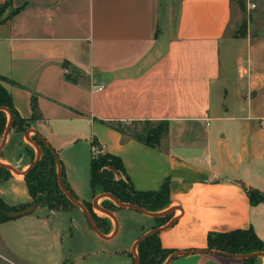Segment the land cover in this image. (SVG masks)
<instances>
[{
	"label": "crops",
	"instance_id": "crops-1",
	"mask_svg": "<svg viewBox=\"0 0 264 264\" xmlns=\"http://www.w3.org/2000/svg\"><path fill=\"white\" fill-rule=\"evenodd\" d=\"M6 1L0 76L8 79L3 84L21 116L31 117L36 95L43 118L30 121L27 132L11 128L1 160L26 170L31 164L26 133L31 139L39 133L58 152L83 203L95 198L91 170L87 189L74 173L78 163L91 164L96 150L121 157L138 190L169 183L164 210H174L162 225L157 217L119 205L113 211L117 233L107 215L112 230L102 237L79 207L85 214L79 224L89 247L93 244L87 255L99 261L95 264H134L136 241L157 227H165L159 232L163 247L186 251L168 264H244L238 255L207 249L209 231L253 227L264 241V203L251 204L247 193L250 187L264 192V35L234 32L241 15L234 0H0V6ZM225 39L230 49L239 45L235 83L231 91L224 86L230 106L213 97V87L223 82ZM145 119L168 122L157 146L110 125ZM78 144L82 151H71ZM12 180L26 184L23 174L5 182ZM20 191L13 186L12 194ZM27 194L24 201L0 196L16 205L30 202ZM105 198L110 199L99 203ZM33 210L1 223L12 222L37 241L51 235L62 245L60 212ZM129 218L137 221L132 229ZM257 258L264 264L263 255Z\"/></svg>",
	"mask_w": 264,
	"mask_h": 264
},
{
	"label": "trees",
	"instance_id": "trees-1",
	"mask_svg": "<svg viewBox=\"0 0 264 264\" xmlns=\"http://www.w3.org/2000/svg\"><path fill=\"white\" fill-rule=\"evenodd\" d=\"M10 4L9 1H7ZM240 7L245 11V0H238ZM5 11L3 5L0 6V22ZM246 27L243 26L242 32L238 35H246ZM8 80L0 76V106L10 109L12 113V128L18 132H27L30 129V121L43 118L38 105L37 96L33 95L31 100L32 115L30 118L21 116L16 109L12 93L3 84ZM9 122V113L0 109V143L5 129ZM119 123L110 124L119 130L125 137H135L149 146H157L161 140L166 137L169 125L167 121H153L149 119L132 121L125 129L118 126ZM34 143L41 149V156L38 163L28 169L24 179L31 196V201L16 205L8 204L0 196V222L10 220L14 217L9 213L23 210L34 205L47 206L51 210H69L76 206L63 192L59 184L58 160L61 166V177L66 188L76 198L75 194L66 179L63 162L59 158L58 152L39 133L32 136ZM26 150L31 157V163L35 160L37 151L34 146L27 144ZM91 187L94 196L101 193H111L121 202L132 203L141 208L159 212L164 210L170 204L169 183L165 182L158 190H138L135 188L131 178L126 172L121 157L112 153H103L93 155L90 164ZM114 170L120 172L121 176L116 178ZM13 176L12 170L0 164V183ZM247 193L251 204L264 203V192L257 188H248ZM91 217L98 229L107 234L111 230V220L106 215H99L93 208L91 202L84 201ZM103 207L114 211L120 206L116 205L110 199L102 202ZM169 216L157 217L158 225L165 224ZM139 264H163L166 259L175 251L165 248L161 243L159 232H153L143 238L137 245ZM207 249L220 251L232 255L249 254L264 251V241L257 234L253 227L237 228L230 231H209L207 236ZM257 256H251L244 259V264H257Z\"/></svg>",
	"mask_w": 264,
	"mask_h": 264
},
{
	"label": "rangeland",
	"instance_id": "rangeland-1",
	"mask_svg": "<svg viewBox=\"0 0 264 264\" xmlns=\"http://www.w3.org/2000/svg\"><path fill=\"white\" fill-rule=\"evenodd\" d=\"M234 2L241 14L239 25L236 28L237 30H234V32H237V34L242 32L243 26L245 25L247 34L249 33L252 36L264 35V0H245V11L241 9L238 0H234ZM253 4L255 5L254 7L252 6ZM2 5L4 11L9 10V4L7 1ZM230 33H233V31H230ZM229 42L230 41L228 39H225L222 42L221 56L223 82L215 84L213 87V97L214 100L219 104L224 103L225 105L230 106L233 102L231 99L232 96L230 97V95H227L224 90V86H226L231 91L232 86L235 83L237 65L234 62V56L239 50V45L238 41H236V46L230 49ZM130 124L131 122L120 123L118 126L126 129ZM93 145L96 148L98 145L97 141L93 140ZM82 149L83 144H78L75 148L71 149V151L78 152L80 150L82 151ZM98 154H103V152L96 150L95 155ZM79 164L80 163H78V171L74 173L75 178H77L78 184L87 189L90 180V165L87 161L86 164L84 163V165L83 162L80 165ZM114 171V174H121L116 170ZM12 173L14 175L13 171ZM13 186L21 190L17 196L12 194ZM23 189H27L24 182L21 184L19 182L16 183L15 180H12L9 182L3 181L0 183V195L4 194L7 197L8 202H10V200L16 199L23 200L24 198L28 197V191L26 190V193V191ZM98 195L99 194L96 196ZM105 199L101 200L99 203V205L102 207V202ZM113 202L118 205L115 201ZM91 204L93 206L92 201ZM34 207L35 206H32V208ZM79 209V206H74L69 210H51L46 206H36L33 210V212L36 214L38 213L41 215H52L53 211H56L55 214H57V211L60 212L62 217L58 223L61 226V229L63 227L65 228L63 230L65 235L62 238V245L58 244L57 241H53L51 235L48 236L47 234L44 240L37 241L36 239L30 237L28 233H25L28 231L21 229V227H18L16 224H13L12 222L2 224L0 222V264H63L62 261L66 258L67 260L65 261V264H95V262H99L98 260H95L94 256H89V253L87 255L89 248H92L91 246H93V244L89 247L86 242L87 239L83 234V228L79 224V221L83 223V215L85 214L80 212ZM95 210L99 212L97 209ZM134 211L135 210H126L125 212L137 213ZM118 217L119 219H122L120 215ZM136 223L137 221H135V219L129 218L127 220L129 229L134 228ZM130 234H132V232H130ZM126 245H128V242H126Z\"/></svg>",
	"mask_w": 264,
	"mask_h": 264
},
{
	"label": "water",
	"instance_id": "water-1",
	"mask_svg": "<svg viewBox=\"0 0 264 264\" xmlns=\"http://www.w3.org/2000/svg\"><path fill=\"white\" fill-rule=\"evenodd\" d=\"M0 109H4L6 110L8 113H9V122L7 124V127L5 129V132H4V135H3V138L1 140V143H0V164L2 165H5L7 167H9L14 173H19V174H23L25 175L26 171L32 167H34L39 159H40V156H41V149L34 143V141L29 137V134L26 133V138L27 140L32 143V145H34L37 149V155H36V158L35 160L29 165V167L24 170V171H18L15 167L3 162L1 160V153L6 145V142H7V138H8V135L11 131V128H12V113L10 111V109L6 108V107H3V106H0ZM58 176H59V184L61 186V189L63 190V192L67 195V197L77 206H79L83 211L84 213L86 214L87 218L89 219L92 227L94 228V230L99 234L101 235L102 237H107L105 234H103L99 229L98 227L96 226V224L94 223L92 217H91V214L88 210V208L85 206V204L80 201L79 199H76L72 194L71 192L66 188V186L64 185L63 183V180H62V177H61V166H60V161L58 160ZM101 197H107V198H110L112 199L113 201H115L118 205L122 206V207H128V208H133V209H136L138 211H141V212H144L148 215H151V216H154V217H160V216H164V215H167L169 213H171L174 209H167V210H164V211H159V212H151V211H147L143 208H141L140 206L136 205V204H132V203H125V202H121L116 196H114L113 194L111 193H101L99 194L98 196H96L93 200V204H94V208L97 209L99 212H102L104 213L106 216H110L112 217L115 222H116V228H115V231L113 234H116L117 231H118V221H117V218L115 216V214L113 213V211L107 209V208H104L102 207L101 205H99V199ZM33 210L32 207H28V208H25L23 210H19V211H15V212H12V213H9V216L11 217H20V216H23V215H26L28 213H30L31 211ZM173 221H171L170 223H168L166 225V227H169L170 225H172ZM163 228L165 227H157V228H153L151 231L147 232L146 234H144L142 237H140L134 247H133V251L135 253V263L134 264H139V256L137 254V252L135 251L136 249V246L139 244V242L145 238L147 235H149L150 233H153V232H160ZM186 251H177V252H174L172 253L167 259L166 261L163 263V264H168L173 258H175L176 256H179V255H183L185 254ZM239 257L241 258H247V257H251V256H259V255H263L264 256V252L263 251H260V252H254V253H249V254H237Z\"/></svg>",
	"mask_w": 264,
	"mask_h": 264
},
{
	"label": "built area",
	"instance_id": "built-area-1",
	"mask_svg": "<svg viewBox=\"0 0 264 264\" xmlns=\"http://www.w3.org/2000/svg\"><path fill=\"white\" fill-rule=\"evenodd\" d=\"M253 7L255 6L254 4L252 5ZM103 87V85L100 87V88H102ZM95 155V154H94Z\"/></svg>",
	"mask_w": 264,
	"mask_h": 264
}]
</instances>
